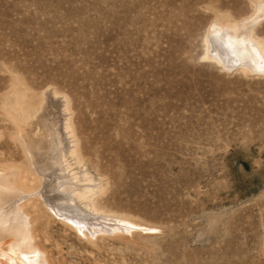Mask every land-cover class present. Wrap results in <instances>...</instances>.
Masks as SVG:
<instances>
[{"label": "rangeland", "instance_id": "obj_1", "mask_svg": "<svg viewBox=\"0 0 264 264\" xmlns=\"http://www.w3.org/2000/svg\"><path fill=\"white\" fill-rule=\"evenodd\" d=\"M221 24L264 55V0H0V208L23 209L44 264H264V74L210 56ZM56 100L97 219L41 194ZM108 218L131 230L92 233Z\"/></svg>", "mask_w": 264, "mask_h": 264}, {"label": "bare ground", "instance_id": "obj_2", "mask_svg": "<svg viewBox=\"0 0 264 264\" xmlns=\"http://www.w3.org/2000/svg\"><path fill=\"white\" fill-rule=\"evenodd\" d=\"M231 27L232 28H227L225 26H222V24H221V26L220 25L219 26L212 25V30H211L212 31V35H211L212 38H211V42L209 41L210 42V48L212 50V51L210 50V56L212 58H214L218 63H220L222 65V68H224L225 70H230L233 67L234 68L240 67V68H244L245 70H248L251 74H254V73H256V74L259 73L261 75L264 74V55H263V52L261 51L259 44H257L255 41L251 40L250 29L245 28V27L237 28L236 25L231 26ZM48 96H50L49 98L51 101L54 100V98H53L54 93L53 92H48ZM15 101L17 102L16 107L15 108L13 107V110H11V109L7 110V113L9 115L22 114L24 112V110H26L30 107V105H29L31 103L30 101H28V102H30L29 104L23 100L20 101V99H18V100L16 99ZM56 101H57L56 103L51 102V105H49V103L48 104L46 103L47 105L44 106V109L42 108V110H43V112H42L43 115L41 118V119H43L42 121H45L44 117H46L47 118L46 121L50 120L51 123H53V125H56L58 123L59 126L55 128V130L57 129L56 132H58V133L57 134L55 133L53 135V139L49 143L48 150L50 151V155H49V156H51L50 159L49 160L45 159L44 161L39 160V162H38V164L40 163L41 167L44 168V182H43L44 183V189H43L44 192L41 191V194L45 198V203H47V205L49 207L53 208L54 210H56V208H60L62 210L67 208L68 211H74V213L76 212L80 215H85L87 217H90L91 219H95V218L97 219L98 216H96V215H98V214H96L97 213L96 212L97 210L95 208L96 206H95V204L93 205V200L90 197L92 195V192H93V190H92L93 186L91 185L92 187H88L87 185L90 183H86V182L83 183V181L85 180L84 178H83V181H82V179L80 181L78 179L79 177L76 178V177H74V175H70V173H69L70 171H72V169L69 168L71 163H69L68 160H69V158H71L70 154L71 155L74 154V150H75L74 144L75 143L73 144V146H70L71 143L68 141L72 137V133L70 132L69 126H68V119L67 118H68L69 113L67 112L68 110L66 108V102L60 101V100H56ZM43 104L44 103H42V105ZM49 109H50V111H47ZM48 117H49V119H48ZM44 126H46V125H44ZM66 137H68V138H66ZM37 139L38 138L36 137V142H38ZM31 142L32 141H30L29 143H31ZM40 142L36 143V144H32V143H34V142H32L31 144L26 145V151H27L28 155L30 156L31 162L34 164H37V161L39 158V156L37 157V154H38L37 151H39V149L42 151H44V148L46 149V146L44 145V143H42V145H40ZM46 152H48V151H46ZM26 158H27V156H26ZM46 170H48V172H47L48 174L45 173ZM40 173H43V172H40ZM2 175L0 177V188L2 185H4L3 182L5 183V181H4L5 176L3 175L4 176V178H3ZM37 178H38V176H37ZM87 181L90 182L89 180H87ZM77 182H82L83 184H81V183L77 184ZM4 188H5V186H4ZM2 190L3 189H1L0 191H2ZM6 190H8V191H6ZM6 190L3 191V192H6V194H3V196L1 195L2 197H0V203L1 204H2L1 201L4 200L3 198L7 195V193H8V195H10V191H9V189H7V186H6ZM14 190H16V189H14ZM11 191H13V190H11ZM94 192H95V190H94ZM23 193H25V192H23ZM29 195L30 194H26V196H29ZM14 202H16V201H14ZM12 203H10V204H12ZM10 204L8 206H10ZM5 205H7V204H5ZM8 206H6L7 208H5V210L0 208V239L4 238V240H2L4 242H2V241L0 242V252L2 249L10 247L9 244H11V243L8 242L9 244H7V242L5 241L6 240L5 237L12 236L14 238L16 236L15 237L16 239H17V237H20V242L18 240L14 241V240L10 239V242H11V240L16 242V244L13 245L14 247H12V248L10 247L11 249H14V251L11 250V252H13V254L11 253L13 255V257H9L11 259L10 260L11 264H44V258H43V261H41L42 257L39 255L41 251L38 250L36 248V246H33V244H32V238L30 236L31 234L25 230L26 227L24 228V226H23L21 229V226H20L21 225L20 224L21 219L19 220V218H16L18 215L20 216L23 214V213L21 214V212H23L22 211L23 209L22 210L19 209V211L17 212L18 215L16 214L17 215L16 216L15 214L11 213V212H13V209H11L12 207H10V209H8ZM11 206H13V205H11ZM22 207L24 208V206H22ZM108 219H109L108 221H110V222L111 221H114V222L118 221L119 223L122 222V224H120V225H118V224H113V225L107 224V226L106 225L103 227L99 226V228H97V229H95L93 227L94 229L92 228L93 229L92 233H97V232L102 231V230L103 231L107 230L106 231L107 233H108V231H112V232L119 231L120 232L122 230H127V231L131 230L130 228L127 227V223L130 224L131 221L125 220L123 218L122 219L120 218L118 220L115 218L114 219L108 218ZM114 222H112V223H114ZM27 223L29 224V222H27ZM70 224H71V222H70ZM95 227H97V226H95ZM27 230H28V228H27ZM23 238L25 240L21 241V239H23ZM7 241H8V239H7ZM5 260H6V258H5ZM3 263L5 264L6 262H3Z\"/></svg>", "mask_w": 264, "mask_h": 264}]
</instances>
